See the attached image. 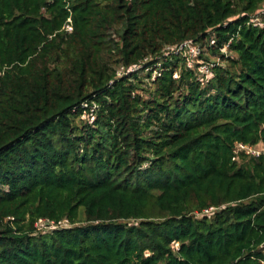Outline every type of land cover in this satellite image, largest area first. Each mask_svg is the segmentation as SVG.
Segmentation results:
<instances>
[{"label": "trees", "instance_id": "16d2710c", "mask_svg": "<svg viewBox=\"0 0 264 264\" xmlns=\"http://www.w3.org/2000/svg\"><path fill=\"white\" fill-rule=\"evenodd\" d=\"M260 16L264 0H0V264H264V152L236 146L264 149ZM185 40L208 48L162 55ZM145 57L159 75H117Z\"/></svg>", "mask_w": 264, "mask_h": 264}, {"label": "built area", "instance_id": "2783aa9c", "mask_svg": "<svg viewBox=\"0 0 264 264\" xmlns=\"http://www.w3.org/2000/svg\"><path fill=\"white\" fill-rule=\"evenodd\" d=\"M68 20H70V19H68ZM251 21L253 22V24L258 23L256 17L252 18ZM65 29L67 31H71L70 24H66ZM203 50H204V48L202 47V45L199 44V42H195L194 40H185V41H183L179 44H176V45H166L163 48L162 55L166 56V55H171V54H181V55L183 54V55L187 56V58L194 59V58H197L202 53ZM225 50H226V45L221 49V51H225ZM150 60H151V58L145 57L140 64H135V65L129 66L127 68H125L124 66H120L117 70V75L120 76L123 74H127L129 72H133V71L138 70V69L145 66L144 71L146 72V71L152 70V77L151 78H153L155 75L160 74V71H159L160 62H157L154 65V67L151 65L147 66V64ZM217 63H218L217 60H211L208 62L199 61V63L196 66V71H197V78L202 82V84L207 83V81L210 79L212 69ZM173 77L177 78L178 73L174 72ZM236 146H237L239 151H243L245 154H253V155L257 156L261 152H264V149L258 150L254 147L248 146V145L240 143V142H237ZM211 209L212 208L206 209L205 212H208ZM43 224L47 225V222L44 219L40 218V219H38V221L36 222L35 225L37 226L38 229H41ZM55 225H56V223L50 222L48 227L55 226ZM57 226H67V220L64 219L62 221L57 222Z\"/></svg>", "mask_w": 264, "mask_h": 264}, {"label": "rangeland", "instance_id": "374dc122", "mask_svg": "<svg viewBox=\"0 0 264 264\" xmlns=\"http://www.w3.org/2000/svg\"><path fill=\"white\" fill-rule=\"evenodd\" d=\"M260 12H263V10L261 11L260 10ZM259 20H263L264 21V16H260V18H259ZM204 42V43H203ZM202 42V47L205 49L206 48V50H207V48H208V44L205 42V40ZM209 59H212V60H217L218 62H220V60H219V57L217 56V55H213L211 52H209V50H208V55H206ZM217 57V58H216ZM91 121V120H90ZM63 225V224H62ZM48 226L49 225H44L43 224V226H42V229H45V228H48Z\"/></svg>", "mask_w": 264, "mask_h": 264}]
</instances>
